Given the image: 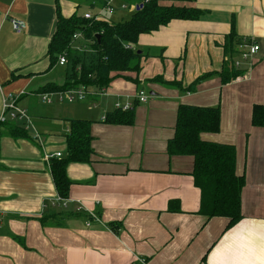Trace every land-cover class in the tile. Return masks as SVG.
I'll return each instance as SVG.
<instances>
[{"label":"crops","instance_id":"obj_1","mask_svg":"<svg viewBox=\"0 0 264 264\" xmlns=\"http://www.w3.org/2000/svg\"><path fill=\"white\" fill-rule=\"evenodd\" d=\"M136 1L114 5L131 12L143 2ZM58 2L64 17L82 2L78 14L101 4ZM55 3L0 0V115L9 94L27 114L7 111L0 122V264H264V126L251 123L253 105L264 106V0L175 2L199 17L139 34V71L116 76L103 92L85 87L86 97L72 102L54 89L65 64L47 55ZM10 19L26 26L17 32ZM233 27L259 46L251 60L242 58L243 45L232 60L224 54ZM87 43L81 36L72 45ZM230 65L242 73L223 84L219 74ZM139 90L145 102L136 100ZM116 102L131 104V123L104 120ZM180 104L220 109L219 131L200 136L233 145L236 174L245 178L242 218L229 228L226 217L200 212L193 156L167 151ZM71 119L91 121L93 154L66 164L70 184L61 197L50 162L67 155Z\"/></svg>","mask_w":264,"mask_h":264},{"label":"trees","instance_id":"obj_2","mask_svg":"<svg viewBox=\"0 0 264 264\" xmlns=\"http://www.w3.org/2000/svg\"><path fill=\"white\" fill-rule=\"evenodd\" d=\"M58 1L55 3V31L47 48L51 63H55L61 54L66 58L65 80L61 86H54L56 91L79 86L102 89L123 72H138L142 57L136 48L139 34L155 31L172 19H197L200 14L197 8L175 4L177 1L191 0H170V4L162 3L163 0H148L142 7L131 11L130 17L126 20L113 22L105 18L95 21L84 18L78 11L64 17ZM77 31L88 40L85 47L75 48L72 45V35ZM242 44L243 40L233 27L225 37L224 54L232 60ZM228 61L225 60V65L229 64ZM225 68L219 74L223 84L242 73L241 69H236L233 65H230V69ZM157 79L158 77H155L152 80ZM132 109L125 111L116 109L107 114L104 120L131 123ZM219 121L218 106L180 104L176 114L175 133L167 142V151L172 155L193 156L192 176L194 184L200 189V212L208 218L226 217L228 220L226 228H229L242 218L241 191L245 178L236 174V153L233 145L203 140L200 136L201 133L218 132ZM251 123L254 126H264L263 105H253ZM90 124L91 121L87 119H71L69 133L66 136L67 155L50 162L54 183L61 197L67 196L70 184L65 175L66 164L70 161L89 162L93 154ZM12 132L17 135L23 134L18 126H14Z\"/></svg>","mask_w":264,"mask_h":264},{"label":"built area","instance_id":"obj_3","mask_svg":"<svg viewBox=\"0 0 264 264\" xmlns=\"http://www.w3.org/2000/svg\"><path fill=\"white\" fill-rule=\"evenodd\" d=\"M148 0H143L142 4L144 2H147ZM115 0H101V4L98 6H95L96 9L95 10H88L86 12L83 13L84 18L87 19H93V20H100V19H105V15H109L111 13L114 12V10H116L117 6L114 5ZM138 5V4H137ZM137 5H132L130 6L131 9L137 8ZM121 8H126L125 4H122V6H120ZM11 21V25L13 30L20 32L21 30L24 29V27L26 26V23L23 20H19V19H10ZM82 34L81 32L77 31L75 33H73L72 35V39L73 41L79 37H81ZM245 48L242 50V58L244 59H248L251 60V56L253 54H255L258 51L259 46L255 43H252L250 41L247 40H243V44H242ZM66 61V58L63 54L59 55L58 57V62L60 64H64ZM239 62H236V65H238ZM104 91V88L101 89V92ZM87 94V90L85 89L84 86H79V87H75V88H71L68 89L66 91L63 92V95L66 97L67 101L72 102L75 100H83L86 97ZM147 94L145 93V91L143 90H139L136 93V100L139 102H145L147 100ZM6 102L3 106V112L0 115V122L5 121V113L7 111L11 112L12 117H27L26 112L19 108L16 104V100L17 97L13 94H9L7 95L6 98ZM114 107L116 109H120L122 111L128 110L131 107L130 103H125L123 105H121L120 103L116 102L114 104ZM57 156L60 155V153L56 154Z\"/></svg>","mask_w":264,"mask_h":264},{"label":"rangeland","instance_id":"obj_4","mask_svg":"<svg viewBox=\"0 0 264 264\" xmlns=\"http://www.w3.org/2000/svg\"><path fill=\"white\" fill-rule=\"evenodd\" d=\"M83 3V4H82ZM78 8V12H82L85 8L84 2H82ZM80 12V13H81ZM131 12H129L126 8H121L119 6V8L117 10H114L113 13L110 14L109 19L113 22H118V21H122V20H126L130 17ZM80 41V40H79ZM149 90H147L146 92L148 93Z\"/></svg>","mask_w":264,"mask_h":264},{"label":"water","instance_id":"obj_5","mask_svg":"<svg viewBox=\"0 0 264 264\" xmlns=\"http://www.w3.org/2000/svg\"><path fill=\"white\" fill-rule=\"evenodd\" d=\"M142 5H143V4H139V7H142ZM96 37L99 38V35L96 34ZM138 52H140V51H138ZM150 94H151V93H150Z\"/></svg>","mask_w":264,"mask_h":264}]
</instances>
